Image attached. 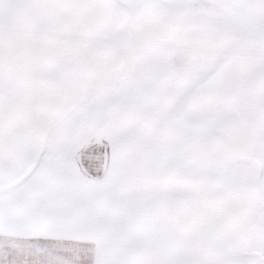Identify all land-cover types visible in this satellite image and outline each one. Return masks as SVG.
<instances>
[{"label":"snow or ice","instance_id":"obj_1","mask_svg":"<svg viewBox=\"0 0 264 264\" xmlns=\"http://www.w3.org/2000/svg\"><path fill=\"white\" fill-rule=\"evenodd\" d=\"M0 264H264V0H0Z\"/></svg>","mask_w":264,"mask_h":264}]
</instances>
